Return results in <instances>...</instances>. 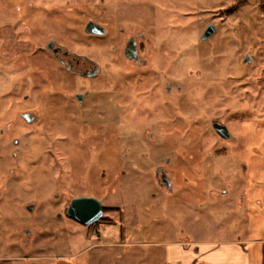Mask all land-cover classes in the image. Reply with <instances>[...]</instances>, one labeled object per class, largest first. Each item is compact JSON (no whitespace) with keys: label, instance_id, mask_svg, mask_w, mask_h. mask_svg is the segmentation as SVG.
Masks as SVG:
<instances>
[{"label":"rangeland","instance_id":"rangeland-1","mask_svg":"<svg viewBox=\"0 0 264 264\" xmlns=\"http://www.w3.org/2000/svg\"><path fill=\"white\" fill-rule=\"evenodd\" d=\"M60 1L73 9L43 12L41 30L29 15L39 0H0V33H13L19 18L20 32L56 36L101 68L85 77L58 66L57 91L45 68L38 95L35 75L0 68V129L30 94L44 125L30 159L4 158L0 168V264H167L169 244L263 240L264 0H107L102 36L84 31L78 0ZM209 24L215 32L204 41ZM131 36L149 67L124 58ZM76 93L87 94L81 106ZM78 196L102 201L104 219L69 217ZM246 249L264 264V243Z\"/></svg>","mask_w":264,"mask_h":264},{"label":"flooded vegetation","instance_id":"flooded-vegetation-1","mask_svg":"<svg viewBox=\"0 0 264 264\" xmlns=\"http://www.w3.org/2000/svg\"><path fill=\"white\" fill-rule=\"evenodd\" d=\"M58 2H63V1L39 0L37 6L29 11L30 13L29 15L31 16L30 20H35L36 23L41 22V24H38V26H40L38 27V29L42 30L41 25L42 22L44 21L43 12H50V11L54 12L57 10L65 11V7L69 8L68 9L69 11L73 9L69 5L65 6L67 4L66 2L63 3H58ZM68 2H70V0H68ZM107 2H108L107 0H78L77 6H75L74 8H76L77 10L76 13L84 16V26H85L84 31L87 34L94 36H102L107 33V29L105 28L104 23L102 21V19L108 15ZM124 2H121V4L118 5L119 6L118 8L120 10L123 7L121 5L126 4V3L124 4ZM58 4L60 5L61 8L58 7ZM98 5H99V9L97 8ZM33 10H36V14H33ZM124 10H126V14L129 15L130 12H132L134 9L133 7L128 6L124 8ZM33 15L36 16V19L33 18ZM127 15H123L121 20L128 21L129 19H134V18L124 19ZM45 20L48 22H54L57 19L51 17V18H46ZM136 20L139 21L141 19L137 18L135 19V21ZM19 22H22V20L17 18L15 20V27L10 28L11 31H13V33H7V32L0 33V56L3 57V62H4L0 65V68H4V66L6 67L9 66L13 68L12 70L15 71V73L23 72L24 74L35 75L37 79L35 82H31V89L32 92L35 91L36 95H38V93H43L44 91L43 81L47 78L49 79L50 75L47 74L49 72H51L52 75V77L50 78L54 79L53 81H51L52 87L54 85L56 86V83H58V81H56L54 75H57L58 66L60 65L64 69H66L70 74L85 76V77L96 76L101 71V68L90 57H88L85 54L79 53L75 50H72L67 45L59 42L56 36L48 37L46 39L45 38L46 35L43 34L41 30H38V33L36 34H30V35L26 34V32H24L23 30L22 32H20L18 30ZM89 24H97L98 26L104 27L106 29V33L105 34L88 33L86 31V28ZM139 36L143 39L142 41H144L146 35L144 33H139ZM130 39H135L136 41L137 56H138V60L136 62L134 60H130L125 57L126 46ZM141 52H142L141 45L137 41L136 36L129 37L127 39V42L123 50L124 58L128 61H131L136 68H147L149 67L147 66L149 61H147L141 56ZM44 58L47 61L46 66L44 64ZM45 68H47L46 70L49 71V72L47 71L46 75L44 71ZM92 72H94L95 74L91 75ZM171 89L172 88H169V92L171 91ZM177 89H181V87L177 86ZM52 90L57 91L58 89H55L53 87ZM55 93L57 94L58 92ZM30 95H25L22 97L23 99L25 98V100L27 101L26 104L25 103H23V105L21 104L22 109H20L15 115L13 116L8 115L6 119L7 123L5 124L6 126H4V128L1 127L0 129V168L4 164V158H9V160L15 159L17 161L30 159L31 151L35 148L37 144L39 145L40 143H42L41 141L44 139V125L42 120L43 115L38 111L36 106H32L31 104L28 105L29 103L28 100L31 99ZM79 95H81L82 98L81 97L79 98ZM86 96L87 94L76 93V100L80 106L84 104ZM19 99L21 98L18 97V100ZM95 104L97 105L98 103ZM141 105L142 103L140 102L138 108H142ZM96 111L101 112L102 111L101 106L98 107ZM37 135H41L40 138H35ZM156 171H157V175L161 174V183L166 187H168L169 191H172L173 189L171 187V184L170 186H167L164 182L165 178L166 179L168 178L167 170L164 169L163 167H158ZM54 187L56 190L57 188L56 185H54ZM75 198L77 197L72 198L71 202ZM69 205L66 207L65 210L66 214ZM30 206H33L34 209L30 210L29 209ZM27 209L30 212H35L36 208L34 204H29L27 205ZM105 211L106 210L104 206V212ZM20 232L25 234L33 233L28 227L25 226L20 227ZM13 244L18 245L16 243ZM22 244L24 246H27L26 245L27 242L25 241H23ZM11 260H14L12 261L14 263L23 260V258L6 259V261H11ZM8 264H12V263H8Z\"/></svg>","mask_w":264,"mask_h":264},{"label":"crops","instance_id":"crops-1","mask_svg":"<svg viewBox=\"0 0 264 264\" xmlns=\"http://www.w3.org/2000/svg\"><path fill=\"white\" fill-rule=\"evenodd\" d=\"M263 240H199L169 244L167 264H253L252 252L246 245Z\"/></svg>","mask_w":264,"mask_h":264},{"label":"water","instance_id":"water-1","mask_svg":"<svg viewBox=\"0 0 264 264\" xmlns=\"http://www.w3.org/2000/svg\"><path fill=\"white\" fill-rule=\"evenodd\" d=\"M96 28V29H95ZM88 33H98V34H105L106 29L104 27L98 26L97 24H89L86 28ZM215 32V25L209 24L207 29L205 30L204 34L202 35V40H208L213 33ZM125 57L134 60L135 62L138 60L137 56V48H136V41L135 39H130L125 51ZM249 56L246 58V62L249 60ZM95 74L94 72L91 75ZM81 95H79V98ZM82 98V97H81ZM214 129L216 132L223 138H230L232 136L229 128L221 124L219 122H215L213 124ZM167 186H170V180L165 178L164 180ZM30 210H33L34 207L30 206ZM104 204L96 197H87V196H80L72 200L68 209L67 215L69 217L77 219L84 225L91 226L96 222L100 221L104 217Z\"/></svg>","mask_w":264,"mask_h":264},{"label":"trees","instance_id":"trees-1","mask_svg":"<svg viewBox=\"0 0 264 264\" xmlns=\"http://www.w3.org/2000/svg\"><path fill=\"white\" fill-rule=\"evenodd\" d=\"M241 6L240 5H238L237 7H234V10H232V12H236L237 10H238V8H240ZM237 8V9H236ZM105 210L107 211L108 210V208L107 207H105ZM104 219V218H103ZM102 219V220H103ZM101 220V221H102Z\"/></svg>","mask_w":264,"mask_h":264}]
</instances>
